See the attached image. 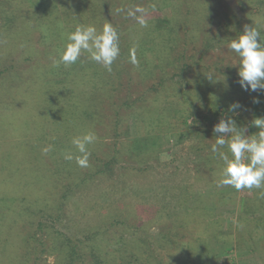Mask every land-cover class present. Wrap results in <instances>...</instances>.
<instances>
[{"label":"trees","instance_id":"16d2710c","mask_svg":"<svg viewBox=\"0 0 264 264\" xmlns=\"http://www.w3.org/2000/svg\"><path fill=\"white\" fill-rule=\"evenodd\" d=\"M155 2L157 0H0V41L3 38H11V35L19 33L20 28L23 27L30 33L39 31L41 36L48 41L46 44L49 45L50 50L62 51L69 43L68 33L75 31L78 25H95L99 31L106 23L115 27L120 37V55L114 61L111 72H108L101 64L94 62L93 65L78 73L68 75L67 82L63 86L50 82L44 83L45 86L40 82H34L31 85L23 84V86L18 84L19 87H23L24 91H30L29 99L15 104L18 110L15 115H11L12 121L8 111L0 112V133L4 127L8 131L7 122L9 121L10 127H15L10 130L9 136H15L19 126L13 124V117L16 118V125L18 119L27 118V121L24 120L27 124L26 134L28 130H32L30 135L19 139L15 136L11 139L10 145L13 149L19 148L22 153L13 152L11 148L0 156V264H31L27 244L29 245L33 241L32 238L38 236L39 230L44 234L43 220L55 222L58 219L55 216L56 213L61 212L62 203L72 191L119 162L120 140L127 130L125 117L130 116V112L127 111L134 109L138 102L145 104L147 94L135 101L127 98L117 108L114 106L115 113L114 116L109 117L108 124L111 131L109 135L115 143L108 153H103L105 157L99 155L100 150L107 146L103 140L96 139L88 146L91 152L89 167L95 170L94 172L84 174L83 168L77 165L75 159L65 160L63 153L71 151L74 155H79L71 141L74 137L82 135L81 130L84 131L83 134L95 133L92 126L96 125V121L99 120L97 111L93 109L98 102L95 94L100 92L103 95L108 92V89L111 91L114 86L121 87L122 84H117V81H121L122 75H130L133 70L139 68L144 71L145 77L156 79L147 91H157L159 93L157 96L161 95L165 100L182 99L185 103H190L186 91L189 87H193L194 92L190 91L191 94L204 97L213 108L225 106L229 110L228 105L233 100L229 102L225 91L220 94V98L216 100L213 98L215 91L216 93L221 92L220 88L216 82L207 78L206 71L201 66L202 56L197 58L187 55L188 41L199 43L201 53L218 49L223 43L239 37L246 25L257 27L261 32V38L264 39L261 28L264 24V0H176L171 17H164L162 7L156 6ZM18 4L22 5L26 12H20L17 8ZM136 6H142L148 11L145 17L146 27H141L138 22L131 21L133 19L127 15V10ZM121 8L125 11L118 12L117 10ZM21 18H24V21H19ZM259 21L263 22L259 25ZM133 47L136 49L138 66L133 65L131 68L124 69L125 64H132L129 52ZM3 51V49L0 50L2 57L0 78L6 80L8 76L16 77L14 71L17 68L14 65L6 66L3 63ZM148 52L154 53L157 60L153 66L146 67L142 59L144 56L147 59ZM188 73L191 78L186 80ZM36 75L43 78L44 71L37 68ZM3 80H0V89L6 84ZM173 80L183 88L169 84ZM132 82L133 79H130L129 83ZM113 83L115 85L112 87ZM11 86L17 87V82ZM220 99L222 100L218 103ZM84 101L88 102L87 110H80L79 113L78 106H82ZM181 111L188 112V109L183 108L176 113L179 114ZM17 114L21 115L17 117ZM158 116L155 125L159 124L161 128H164L162 126L166 120L160 114ZM143 121L147 132L151 133L154 125L151 126L145 120ZM18 124L21 125L19 121ZM45 145H52V150L47 154L42 152ZM220 152H224L229 158L232 157L227 145ZM50 161L51 166H48ZM51 179L53 181H50ZM68 180H72L73 184H68L70 182L65 184ZM28 182L31 186L23 188L22 186ZM39 185L41 189L46 187L53 199L43 193H38ZM249 191L251 197L245 200L244 211L240 214L238 221L236 238L239 244L244 235L241 230L243 223L249 222L250 227L254 225L249 232L250 236L256 237L264 233V188H253ZM213 197L210 196L207 199L196 193V196L193 195L195 206L181 210L182 215L175 214L167 208L166 204L163 205L161 212L166 215L171 214L176 221L182 220L183 223L178 226L179 228L177 227L178 231L186 229L189 232V240L179 246V249H183L184 256L180 262L185 259L187 261L185 263L200 264L204 253L210 258L211 252L208 251L206 243L216 238L214 227L209 219L215 216L213 210L209 208L213 203ZM207 200H210L211 204H207ZM182 201H184L183 197ZM179 205L183 206L184 203ZM252 208L257 209L260 215L250 222L248 215ZM40 217L43 220L39 221V230H35L36 233L30 242L26 235L22 234L23 226ZM118 219H120L118 215L116 218H110L112 223L108 228L118 226L120 224ZM102 229L101 227L90 228L83 232L84 235L80 234L81 238H76L79 237L76 236L73 240L58 231L54 233L52 244L49 247L59 252L62 250L65 255L62 261L64 264H75L76 257L81 256L85 249L92 253L89 259H85V264L151 263L149 260L142 261L134 252L128 251L123 234L112 237L115 248L106 252L98 241V233ZM166 237L177 238L178 234L170 231L162 235L163 240ZM201 238L206 240L204 244ZM61 240L63 242H60ZM92 243L93 245L90 246L89 244ZM140 243H142L141 240ZM35 252L37 253L38 250L36 249ZM162 263L163 261L160 260L159 264ZM211 264H215L214 261Z\"/></svg>","mask_w":264,"mask_h":264},{"label":"rangeland","instance_id":"374dc122","mask_svg":"<svg viewBox=\"0 0 264 264\" xmlns=\"http://www.w3.org/2000/svg\"><path fill=\"white\" fill-rule=\"evenodd\" d=\"M175 1L157 0L155 5L162 7L164 17H171ZM158 2L160 4H157ZM18 5L20 12H26L22 5ZM131 19L137 22L135 18L131 17ZM19 21H24V18ZM262 22L259 21V25ZM22 28L19 33L11 35V38H3L0 41V50H4L3 63L6 66L14 65L17 68L14 71L16 77L8 76L6 80L0 78L6 82L5 86L0 89V112L8 111L11 121V115H15L18 110L15 104L28 100L30 96V91H24L23 87H19L18 84L23 86V84L31 85L34 82H40L45 86L44 83L50 82L63 86L67 82L68 75L78 73L94 64V61L84 52L77 62L70 66L62 63L58 66L54 65L53 61L59 60L64 49L62 51L50 50L49 45L46 44L48 41L41 36L39 31L30 33ZM261 28L264 33V24ZM188 42L187 55L197 58L202 56L203 70L207 75L212 74V80L220 88L221 92L216 93L215 91L213 98L215 100L220 98V94L225 91L229 102L232 100V103L239 102L240 109L233 113L225 106L213 108L204 97L190 93V91L194 92L193 87H189L186 91L190 103H185L182 99L165 100L161 95L157 96L159 95L157 91H147L156 79L145 77L144 71L139 68L133 70L130 75H122L121 81H117V84H122L121 87H115L113 83L111 86L114 87L111 91L108 89L106 94L101 95L97 92L95 95L98 102L93 109L97 111L99 120L92 127L97 139L103 140L107 145L99 152L102 157H105L103 153H108L115 143L109 135L111 131L108 124L109 117L114 116V106L117 108L127 98L135 101L142 98L144 94H147V99H145L147 102L145 104L138 102L134 109L127 111L130 112V116L125 117L127 130L120 140L119 162L72 191L62 203L61 212L56 213L55 216L58 219L55 222L43 220L40 217L23 226L22 234H25L30 242L33 239L29 245L27 244L31 264H64L62 261L65 255L62 250L59 252L49 247L52 244L54 233L62 232L73 240L76 236H79L76 238H81L80 234L95 227L103 228L98 233V241L106 252L115 248L112 237L123 234L128 251L134 252L142 261L149 260L150 264H159L160 260L163 261L162 264H189L185 263L187 262L185 259L180 262L184 256L183 249H179L181 243L189 240V232L186 229L178 231V226L183 223L182 220L176 221L171 214L166 215L161 211L163 205L166 204L170 211L182 215L181 210L195 206L193 195L196 196V193L207 199L214 196L213 200L211 198L212 204L210 200L206 202L211 204L209 208L215 213V216L209 219L214 227L216 238L206 243L211 256L208 258L204 253L200 264H211L213 261L215 264H264V233L256 237L250 236L249 232L254 225L250 227L247 222L242 224L241 230L244 235L241 238V244L236 238L239 217L244 211L245 200L251 197V193L247 189L237 191L232 186L222 184L221 171L224 163L219 154H211V147L216 139L213 127L222 118L231 117L238 127H246V135L258 133L259 129L252 126L251 122L257 117H264V91L251 92L241 88L238 83L239 57L228 48L229 42L223 43L218 49L203 51V53L200 51L199 43ZM1 58L0 55V63ZM156 58L154 53L148 52L147 59L145 56L142 59L144 66H153ZM117 64L121 65L120 62ZM131 66L133 67V64H125L124 69L131 68ZM37 68L44 71L43 78L36 75ZM190 78L191 75L188 73L186 80ZM130 79H133L131 84ZM16 82L17 87H12L11 85H15ZM169 84L177 85L175 80L170 81ZM177 86L181 87L179 84ZM257 98L259 103L254 102ZM215 100L213 101L216 102ZM87 106L88 102L84 101L82 106H78V112L87 110ZM183 108H187L188 112L176 113ZM159 114L166 120L162 126L164 128H161L159 124L155 125ZM19 115L21 114H17V117ZM13 119V124L19 126L14 134L17 139L32 133V130H28L26 134L25 121L27 118L18 119L17 125L16 118L13 117ZM143 120L151 126L154 125L151 133L147 132ZM7 123L8 131L4 127L0 133V146L2 147L0 156L11 148L13 149L10 144L12 137L15 136L11 137L9 134L10 130L15 127H10L9 121ZM80 132L83 134L84 131ZM222 148L219 151H222ZM20 150L19 148L13 149V152L22 153ZM48 166H51V161ZM94 171L90 167L83 168L84 174ZM71 181H65V184L68 182H70L68 184H73ZM30 186L31 183L28 182L22 187ZM37 192L53 199L46 187L41 189L39 185ZM188 197L190 198L186 200ZM180 203L184 205H179ZM117 215L120 217L118 219L120 224L109 229L112 223L110 218H116ZM259 215L257 209L252 208L248 219L252 222ZM41 220L45 226L42 228L44 234L38 229V223ZM36 229L39 230V234L32 238ZM170 231H175L178 237H166L163 240L162 235ZM116 232L119 233L116 234ZM35 239L36 242H34ZM62 240L60 242H63ZM205 241L201 238L203 244ZM91 255L92 253L85 249L81 256L76 257L75 264H85V259H89Z\"/></svg>","mask_w":264,"mask_h":264},{"label":"clouds","instance_id":"9594fccd","mask_svg":"<svg viewBox=\"0 0 264 264\" xmlns=\"http://www.w3.org/2000/svg\"><path fill=\"white\" fill-rule=\"evenodd\" d=\"M118 12L125 11L118 9ZM127 15L133 17L141 25L146 27L147 9L136 6L127 10ZM119 33L110 23L104 24L102 30L95 25H78L75 31L68 33L67 43L59 60H54V65L64 64L70 66L77 62L82 53L86 52L89 58L101 64L108 72L112 71L114 61L120 55ZM228 48L239 57L238 83L245 91H264V39L257 27L245 26L239 37L232 39ZM130 63L138 66L136 49L133 47L129 52ZM209 80L213 79L212 74L207 75ZM259 103V99L254 100ZM239 102L229 105V111L235 113L240 109ZM251 125L259 131L253 135H246V127H238L231 117L221 119L213 127L216 134L215 143L211 147L213 153L219 152L224 163L221 171V183L235 188L261 189L264 188V117H257L252 120ZM97 137L93 132H87L76 136L71 143L79 153L74 155L71 151L63 153L64 159L72 161L75 159L81 168L89 167L91 152L88 146L96 141ZM227 145L232 154L230 159L227 154L220 152V148ZM52 150V145L42 149L44 154ZM247 160V163H245Z\"/></svg>","mask_w":264,"mask_h":264}]
</instances>
